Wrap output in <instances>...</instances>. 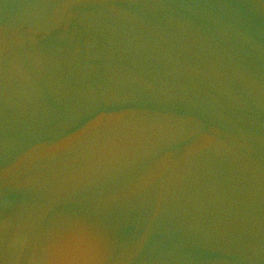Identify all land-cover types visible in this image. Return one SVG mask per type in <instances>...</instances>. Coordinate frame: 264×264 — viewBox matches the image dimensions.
Masks as SVG:
<instances>
[{"label":"water","instance_id":"water-1","mask_svg":"<svg viewBox=\"0 0 264 264\" xmlns=\"http://www.w3.org/2000/svg\"><path fill=\"white\" fill-rule=\"evenodd\" d=\"M0 264H264V0H0Z\"/></svg>","mask_w":264,"mask_h":264}]
</instances>
